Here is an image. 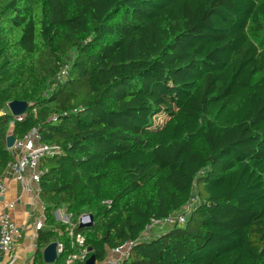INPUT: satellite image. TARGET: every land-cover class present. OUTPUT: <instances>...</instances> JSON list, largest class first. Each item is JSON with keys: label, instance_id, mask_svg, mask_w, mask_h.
<instances>
[{"label": "trees", "instance_id": "1", "mask_svg": "<svg viewBox=\"0 0 264 264\" xmlns=\"http://www.w3.org/2000/svg\"><path fill=\"white\" fill-rule=\"evenodd\" d=\"M32 127L60 148L38 183L53 264L74 250L60 208L92 214L74 232L97 261L135 241L124 264H264V0H0V175ZM193 195L183 226L137 240Z\"/></svg>", "mask_w": 264, "mask_h": 264}, {"label": "built area", "instance_id": "2", "mask_svg": "<svg viewBox=\"0 0 264 264\" xmlns=\"http://www.w3.org/2000/svg\"><path fill=\"white\" fill-rule=\"evenodd\" d=\"M70 60L64 61L60 64V68L52 80L48 83L46 89L43 91V96L48 97L54 90L58 88L68 77L71 67ZM7 107V106H6ZM8 109V108H7ZM9 112V110H8ZM10 113V112H9ZM20 120L21 116H13ZM11 153L12 150H19L17 156L6 164L5 169H9L14 179L21 183L23 191L28 193H38L39 178L45 169L41 168L40 163L42 159L51 157L60 152L57 144L44 143L41 140L40 132L36 127L27 130L20 138H15L13 145L8 148ZM7 191V186L0 175V197ZM198 202L196 196H191L186 205L179 211L168 215L163 219H152L146 226L145 230L138 237V241L149 240L150 236L143 237L147 231L153 230L155 227L163 228V226H170L169 229L175 226H183L193 207ZM105 203H109L108 201ZM67 219V217L65 216ZM45 217L42 216L36 225L35 230L43 228ZM89 217L87 213L79 215L77 221L67 223L66 231L70 240V246L74 250L69 253L63 260V264H85L89 257L87 246H85L84 236L81 233H75L74 228L79 222H88ZM57 232H60L58 229ZM20 230L10 215L5 211H0V257H6L4 264H13L15 257L11 255L13 243L19 238ZM154 237V236H153ZM56 241L57 256L63 252L64 246L62 242ZM135 241H124L117 247L110 248L107 255L102 260H95L93 264H124L130 257L131 250ZM0 264H3L0 261Z\"/></svg>", "mask_w": 264, "mask_h": 264}, {"label": "crops", "instance_id": "3", "mask_svg": "<svg viewBox=\"0 0 264 264\" xmlns=\"http://www.w3.org/2000/svg\"><path fill=\"white\" fill-rule=\"evenodd\" d=\"M4 111L8 112L7 107H5ZM19 152V150H12V155L17 156ZM1 175L7 186V191L0 197V211L7 212L20 230V236L13 243L11 249V255L15 257L13 264H31L36 255L39 257V261L45 264L41 256L43 248L38 249L36 245L37 231L35 230V225L44 216L38 193L23 191L21 183L14 179L9 169H4ZM65 216L62 215L60 217ZM46 229L44 226L42 230ZM154 230L161 234L168 231L169 228L166 229L164 227L163 230H159L160 232H158V228ZM5 259L6 257H0V261L3 264Z\"/></svg>", "mask_w": 264, "mask_h": 264}, {"label": "water", "instance_id": "4", "mask_svg": "<svg viewBox=\"0 0 264 264\" xmlns=\"http://www.w3.org/2000/svg\"><path fill=\"white\" fill-rule=\"evenodd\" d=\"M7 108L10 112L11 115L13 116H20L21 114H23L26 109H27V103L25 101H10L7 103ZM6 147L10 148L13 143L15 138L11 135L8 134L6 136ZM54 213L57 214V212L55 211ZM88 217H89V221L88 222H79L78 226L79 227H87V226H91L93 223V216L91 213H87ZM56 218H59V215H56ZM65 218V217H64ZM87 250L90 252L91 251V247L87 246ZM41 256H42V261L45 264H52L57 260V254H56V241H51L50 243H48L46 246L43 247L42 251H41ZM95 261V257L93 254H90L89 257L87 258V260L85 261V264H93Z\"/></svg>", "mask_w": 264, "mask_h": 264}, {"label": "rangeland", "instance_id": "5", "mask_svg": "<svg viewBox=\"0 0 264 264\" xmlns=\"http://www.w3.org/2000/svg\"><path fill=\"white\" fill-rule=\"evenodd\" d=\"M73 56V55H72ZM167 119V115L165 114V113H163V112H160V113H158V114H156L154 117H153V122L155 123V124H162V123H164L165 122V120ZM193 194H194V191H193ZM56 212H57V214L59 215V218L57 219L56 218V213H54V216H55V218L57 219V220H59V221H61V222H65V221H67V220H69V217L66 215V217H67V219L66 218H64V217H60V216H62V215H65V212H64V208H60V209H58V211L56 210ZM166 228V229H168L170 226H167V225H165V226H163V228ZM156 228H158V232H160L161 230H163V228H160V227H155L154 229H156ZM150 230V231H147V232H145L144 234H143V237H147V236H153V235H159V233H157V231H155V230ZM160 230V231H159Z\"/></svg>", "mask_w": 264, "mask_h": 264}]
</instances>
